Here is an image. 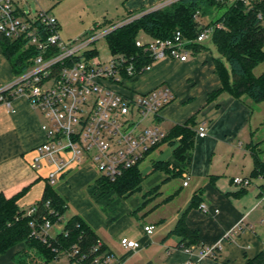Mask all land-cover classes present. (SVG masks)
Segmentation results:
<instances>
[{
  "label": "crops",
  "instance_id": "obj_1",
  "mask_svg": "<svg viewBox=\"0 0 264 264\" xmlns=\"http://www.w3.org/2000/svg\"><path fill=\"white\" fill-rule=\"evenodd\" d=\"M168 1L172 0H128L126 8L131 13L154 8ZM204 50L192 54L184 63L170 60L153 63L156 64L155 68L159 70L160 77L152 80L144 77L146 72L152 69L149 68L137 79L133 87L137 92H147L159 85L169 86L174 93V99L162 109L156 121L170 123L171 129L175 124L181 125L192 119L195 130L201 124H204L206 130L204 137H195L187 171L182 177V183L186 181L187 185L183 186L181 183L179 188L163 196L160 202L152 205L145 213L139 212L145 217L163 209V214L157 221L140 225L141 232L136 238L132 233L121 237L137 241L138 249H125L119 244L120 239L112 237L116 232V235L120 233V230L117 231L118 226L130 224L129 217L136 216L135 213L149 207L147 205L141 209L143 200L139 202L134 199L128 206L119 199L108 203L105 198H101L103 200L101 202V199L91 197L96 205L100 203L108 205L109 214L103 213L102 218L97 213L101 219L100 228L107 225L105 231L101 232V229L90 225L89 217L93 214L91 211L93 207L85 197L92 186L89 184L97 178L90 164L84 162L82 166H71L58 180L61 182L59 186L50 185L66 200L68 217L64 221L78 215L98 236L105 252L113 257V264H247L264 253V200H260V186L264 179L257 178L259 181L255 189H249L254 180L249 179L253 161L248 150L250 143H254L255 132L263 125L262 120L254 119L256 112H260L259 106L263 102L252 105L245 97L236 99L226 93L207 102L208 94L219 89L221 85L214 73L212 56L206 55ZM170 71L178 77H174ZM195 71L197 75L191 83L192 88L189 89V84H184V81H187L190 73ZM13 77L11 67L0 47V87L11 82ZM13 107V113L6 107H0V195L6 199H13L21 210H26L41 199L46 186L45 177L51 167L43 166L38 169L30 167L34 149L44 141V134L40 129L43 117L24 97H17ZM239 140L242 141L241 145L245 144L249 161L244 163V157L240 164H232L233 153H229L230 158L226 160L223 154L232 150ZM262 141L257 140L255 143ZM168 159H172L171 153L166 160ZM261 160L264 163V153ZM149 172L150 170L146 174ZM227 175L230 177L229 184H226L224 179ZM234 178L248 179L249 184L245 187L236 185L232 182ZM79 179L83 181L81 186L74 187V193L82 199L83 207L90 209H86V213L83 210L79 211L72 204L71 194H68L71 192L72 184L78 183ZM163 179L164 175L163 178L152 177L151 181H148V186H151L148 191L159 185ZM63 183L65 185H62ZM68 185L69 188L66 189ZM161 185L164 184H160V187ZM183 188H190L189 193L182 201H178L177 196ZM159 191L160 188L157 193ZM174 192L177 194L172 200L162 203ZM160 195L162 192L158 194ZM193 200L196 203L191 206ZM201 205L206 206L207 212L200 209ZM181 218H184L186 227L196 233L199 246L218 247L213 258L198 259L199 247L196 248V245H191L190 252L181 247L182 237L171 234ZM147 225L154 227L149 235L143 231V227ZM232 230L237 231L225 238ZM24 249V244L18 245L0 254V264H32L30 260H23Z\"/></svg>",
  "mask_w": 264,
  "mask_h": 264
},
{
  "label": "built area",
  "instance_id": "obj_2",
  "mask_svg": "<svg viewBox=\"0 0 264 264\" xmlns=\"http://www.w3.org/2000/svg\"><path fill=\"white\" fill-rule=\"evenodd\" d=\"M19 1L0 0V38L24 42L25 48H32L35 53L27 59L25 71L0 87V107L13 113L14 100L24 97L43 117L40 129L44 141L34 149L30 167H51L45 181L52 186L71 166L88 161L95 164L100 178L114 182L142 162L165 137L155 122L162 109L174 99L173 91L167 85H159L147 92H137L131 85L139 73L149 69L148 66L137 71L134 63L121 55L110 53L108 58L98 57L93 45L105 41L106 36L120 26L102 30L92 28L91 33L83 37L64 41L53 15L41 10L31 16L19 6ZM173 1L142 10L124 24ZM239 1L249 3L250 0ZM198 16L196 13L195 18ZM206 25H201V31L194 39H184L181 32L176 31L168 39L137 40L136 45L153 63L163 60L184 63L193 54L190 45L210 39L214 27ZM205 135V126L201 124L197 127L196 137ZM232 182L244 187L249 184L248 179L240 178H234ZM182 185L186 186L187 182ZM260 200H264V187L260 191ZM200 209L207 212L205 205ZM35 212V207L27 210L28 215ZM29 226L36 237L52 236L50 230L54 225L49 221L39 226L30 221ZM153 229L152 225L143 227L148 235ZM236 231L228 232L225 238ZM119 244L129 250L139 248L137 241L126 238ZM101 246L97 241L92 247L88 264H113L109 253H99ZM217 248L199 249L197 258H212ZM186 251L190 252L189 249ZM64 257L72 264H83L80 262L85 259L83 255L78 256L77 248ZM76 257L80 258L76 260Z\"/></svg>",
  "mask_w": 264,
  "mask_h": 264
},
{
  "label": "trees",
  "instance_id": "obj_3",
  "mask_svg": "<svg viewBox=\"0 0 264 264\" xmlns=\"http://www.w3.org/2000/svg\"><path fill=\"white\" fill-rule=\"evenodd\" d=\"M218 10H223L222 14L218 18H213V14ZM196 13L199 14L197 18ZM207 15L211 19L206 27H214L210 40L217 52V57H211V61L221 85L219 89L208 94L207 102L222 93L236 99L245 97L252 105L264 102V70L259 75L253 73L258 65H264V0H250L249 3H242L239 0H175L163 8L149 11L116 28L106 36L105 42L112 55H121L134 63L137 71H140L142 67L151 68L153 61L136 45L139 33L143 32L151 39H168L176 31H180L184 39H194L201 31L203 25L201 19ZM216 25H219V28ZM0 47L13 75L25 71L28 67L27 59L35 53L32 48H25V43L21 41L11 42L0 38ZM189 48L193 54L206 49L203 44L190 45ZM144 72L146 70L139 73L135 81ZM195 137L196 130L192 119L181 125H173L163 140L147 154L148 156L161 145L168 144L172 146L173 163L154 160L151 162L150 172L143 175L138 168L140 162L114 182L96 178L89 195L96 199L105 198L107 202H110L109 199H127L141 192L142 182L150 174L162 173L164 179L160 184L182 178L194 149ZM248 150L253 161L249 179L259 177L264 179V163L261 160L264 149L261 148V142L250 143ZM160 184L150 189L148 193L157 196ZM262 187L264 183L260 186ZM176 194L177 192H174L162 203L172 200ZM143 200L141 209L148 203V199ZM195 203L193 200L191 206ZM155 206L158 207L159 204ZM32 207L36 208V212L28 215L27 210ZM67 208L66 200L47 183L41 199L26 210H21L13 199H6L0 195V254L23 243L25 261L30 260L32 264L36 260L43 264H54L62 257L65 258L67 252L77 248L78 256H85L80 263L88 264L92 256L90 250L99 238L78 215L66 220L61 231L54 236L41 239L32 235L30 221H34L35 226L43 224L44 221H49L51 225L60 224ZM171 234L182 237L181 247L185 249H189L191 245H196L195 247L199 249L204 248L198 245L196 233L186 227L184 218L178 220ZM103 252L105 249L102 245L99 253ZM79 258L76 257V260ZM247 264H264V253Z\"/></svg>",
  "mask_w": 264,
  "mask_h": 264
},
{
  "label": "rangeland",
  "instance_id": "obj_4",
  "mask_svg": "<svg viewBox=\"0 0 264 264\" xmlns=\"http://www.w3.org/2000/svg\"><path fill=\"white\" fill-rule=\"evenodd\" d=\"M128 0H20L19 1V6L22 7V9L24 11H28L30 12L31 16H34L37 12L39 11H45L48 12L50 15H53L58 23L59 26V35L60 37L64 40V41H71V40H75L78 39L80 37H83L84 35H87L88 33H91V29L92 28H97L99 30L102 29H106V28H110L112 26L118 27L123 25L126 20H128L130 17L135 16L137 13L141 12L142 10H138V11H134L129 13L127 11L126 8V3ZM171 1H168L166 3H169ZM163 5V4H161ZM158 5L157 7L161 6ZM146 10V9H145ZM223 10H218L213 14V18H218L221 14H222ZM211 19L210 16H205L201 19V23L202 24H207L209 22V20ZM208 21V22H207ZM137 40L141 41V42H149L151 40V38L144 34L143 32L139 33ZM206 49L204 50L206 52V55H210L212 57H217V52L216 49L214 47V44L211 42L210 39L204 40L202 43ZM93 48L97 50L98 52V57L100 59H104V58H108L110 55L109 49L106 45L105 41H100V42H96L93 45ZM156 64H153L151 66V70L146 72V76L148 80H152L153 78H159L160 77V73L158 72L159 70L155 68ZM264 70V65H258L253 73L255 75H259L260 73H262V71ZM171 72V71H170ZM172 73V72H171ZM172 75L174 77H178L177 74L172 73ZM195 75H197V71L190 73L189 77L187 78V81H184L185 83L189 84V89L192 88L191 84L194 80ZM135 84V83H134ZM134 84H132V88L135 86ZM194 88V87H193ZM260 107V112H256V114L254 115V119L256 121L262 120L263 121V125L255 132V137H253V142L255 143V141H262L261 142V148L264 149V102L261 104ZM155 124L165 133L168 134L169 132V128H170V123H163V122H155ZM257 126L259 127L260 125L257 124ZM242 141H236V143L234 144V148L230 151H227L226 154H223L224 160L230 158L229 153H233V160H232V164H240L241 162H243V159L245 157V161L244 163L249 161V155L246 153V149H245V144H240ZM172 150V146L168 145V144H164L161 145L158 149H156L153 153H151L150 155H148L139 165V170L141 171V173L144 175L146 174L150 169H151V162L154 160H164V161H169L170 163H173V160L168 159V155L169 153H171ZM244 154H246V156H244ZM91 165V167L94 169L95 173L97 174V178H99L100 174L98 173L96 166L94 163L91 162H85ZM80 166L83 165V163L79 164ZM78 165V166H79ZM242 175V174H241ZM154 176H160L161 178H163V174L160 172H156L151 174L147 179H145V181L142 183V190L140 193H136L133 196H131L130 198H128V200H123V199H119L121 202L124 201L125 204H127L128 206H130L133 202L134 199H136L137 201H142L144 198H146V200L148 199V203L147 205L149 206L148 208H146L145 210L143 209L138 211V213H135L136 216H132L129 217V221L130 224L128 225V223L126 225H122V226H118L117 231L120 230V233L118 235L117 232L114 234V237H111L113 239H122L121 237L124 236H128L129 233L133 234V237H137L138 234H140L141 232V226L145 223H149L152 221H157V219L159 218V216L161 214H163V209L160 211H155L152 214H148L145 217H142L141 213H145L152 205H154L157 202H160L163 199V196L165 195H169L171 192H173L174 190H176L177 188H179L180 184L183 181V178H177V179H173L171 181H168L167 183H165L164 185H161L160 187V192H162V195L160 196H156V194H151L148 193V189L151 187L148 186V181L152 179V177ZM229 175H227L225 180L226 184H229ZM240 176V175H237ZM242 179V178H240ZM253 184H251V187H249V189H255L256 185L258 184V179H253ZM83 181V179H79L78 183L76 184H72L71 187V192L68 194H71V199H72V204L80 211L83 210L86 213V209L90 210L87 207H83V202L82 199L79 198V196L75 195L74 193V187H76V185L81 186V182ZM61 182L57 181L54 184V187H57L60 185ZM87 184V183H84ZM89 184V183H88ZM87 184V185H88ZM94 182H91L89 184L93 185ZM62 185H65L64 183ZM70 185V184H69ZM69 185L66 189L69 188ZM86 187H89L87 186ZM85 187V188H86ZM190 188H183L181 190V192L179 193V195L177 196V200L178 201H182L183 198L189 193ZM252 191V190H251ZM85 193V192H84ZM86 194V193H85ZM145 195V196H143ZM85 197L89 200V202L91 203L92 208V212L93 214H90V225L92 224V226L101 229V232L105 231V226L103 224V226H105L104 228H100V222L101 219L99 217V215L103 218V213H107L109 214V210L108 205H105L104 203H100V205H96L94 203V200H92L91 196L85 195ZM113 200V199H112ZM112 200L109 199L110 202H112ZM103 200L101 199V202ZM144 201V200H143ZM109 203V202H108ZM120 203V202H118ZM104 204V205H103ZM140 206V205H139ZM72 207V206H71ZM73 208V207H72ZM68 213V212H67ZM67 213H65V215L63 216V219L65 220L68 215ZM99 215H98V214ZM126 223V222H125ZM63 223L60 224H56L54 225L51 230H50V234L52 236L56 235L58 232H60L61 226ZM119 240V241H120ZM18 245H22L23 243H20ZM16 245V246H18ZM23 260L25 261L24 257ZM33 261V260H32ZM35 262V261H34ZM67 261L65 258H61L60 260L56 261L54 264H66ZM34 264H43L41 261H37Z\"/></svg>",
  "mask_w": 264,
  "mask_h": 264
}]
</instances>
